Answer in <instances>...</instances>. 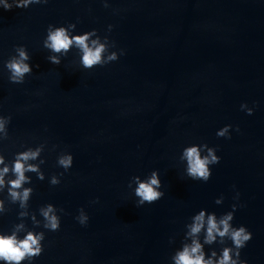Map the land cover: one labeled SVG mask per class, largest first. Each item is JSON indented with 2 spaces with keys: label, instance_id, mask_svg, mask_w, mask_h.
Instances as JSON below:
<instances>
[{
  "label": "water",
  "instance_id": "water-1",
  "mask_svg": "<svg viewBox=\"0 0 264 264\" xmlns=\"http://www.w3.org/2000/svg\"><path fill=\"white\" fill-rule=\"evenodd\" d=\"M108 3L0 8V113L12 116L0 150L10 160L22 144L46 141V177L63 172L56 166L60 151L74 156L58 186L33 174L31 210L47 203L65 210L35 264H169L190 217L201 209L230 211L236 192L242 206L233 223L253 234L241 256L264 264V0ZM68 23H76L77 33L109 35L125 54L90 71L78 66L75 50L60 65L49 63L42 45L47 26ZM18 45L39 65L20 85L2 71ZM245 102L257 105L253 115L240 110ZM226 124L233 125L231 139L216 136ZM193 143L218 148L221 160L207 183L189 179L179 161ZM153 170L165 195L137 207L128 183ZM81 207L87 226L75 220ZM15 222L13 207L0 229Z\"/></svg>",
  "mask_w": 264,
  "mask_h": 264
},
{
  "label": "clouds",
  "instance_id": "clouds-1",
  "mask_svg": "<svg viewBox=\"0 0 264 264\" xmlns=\"http://www.w3.org/2000/svg\"><path fill=\"white\" fill-rule=\"evenodd\" d=\"M105 8L110 7L108 0H102ZM49 0H0V8L9 11L13 8L28 9L33 5H47ZM113 25L109 24L107 32L111 33ZM48 51L47 61L60 65L62 59L75 50L78 57L76 63L85 70L104 67L116 62L125 54L124 49L116 50V44L109 35L101 36L97 29L77 33L76 23L65 25L49 24L42 42ZM32 56L25 45H18L8 59L3 62L2 71L12 84H24L26 77L33 74ZM257 105L249 106L242 103L240 110L251 116ZM11 115L0 113V144L9 139ZM232 124H226L216 131L219 138L231 139ZM236 132L240 129L237 126ZM48 147L47 142L35 146L21 145L23 150L7 159L0 150V218L17 209V221L10 228L0 229V264H35L36 258L44 252V241L47 232H58L61 229L62 215L65 210L53 203H47L31 210L30 201L35 192L33 174L43 182L46 179L50 186L61 184V177L74 166V156L70 151H60L56 158V166L63 172L53 173L46 177L42 166L47 163L43 153ZM58 145H52L50 151H56ZM217 147L207 143H193L185 146L179 156L184 174L193 181L207 183L212 176V167L219 164L221 157ZM158 170L151 171L146 176H133L128 188L136 197V206L151 205L165 195ZM235 188V186H233ZM239 192H236L231 210L221 215L201 209L192 215L184 225L183 238L169 258V264H247L241 256L242 250L252 240L253 234L247 226L234 225L235 213L240 205ZM224 197L215 200L221 205ZM92 203H99V198ZM89 215L83 207L78 210L75 220L81 226H87ZM29 221L31 227H29ZM39 229V230H38ZM169 243H175L174 237Z\"/></svg>",
  "mask_w": 264,
  "mask_h": 264
}]
</instances>
